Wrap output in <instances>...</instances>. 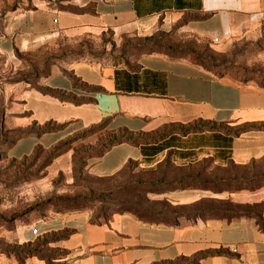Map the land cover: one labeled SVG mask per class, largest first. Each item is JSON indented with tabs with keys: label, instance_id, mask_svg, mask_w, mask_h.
I'll return each instance as SVG.
<instances>
[{
	"label": "crops",
	"instance_id": "obj_1",
	"mask_svg": "<svg viewBox=\"0 0 264 264\" xmlns=\"http://www.w3.org/2000/svg\"><path fill=\"white\" fill-rule=\"evenodd\" d=\"M1 5L12 6L0 22V53L12 65L19 64V54L47 53L67 40L109 32L142 35L161 22L216 45L253 39L264 29V0H0ZM40 85L82 103L12 84L4 117L8 130L59 128L17 139L6 150L10 160L28 159L37 149L51 152L101 126L112 137H153L210 122L223 129L117 144L89 159L85 171L110 180L132 164L147 182L250 180L254 189L156 193L154 200L181 210L177 224L148 222L129 212L96 223L88 209L58 212L44 206L15 218L7 236L20 246L39 243L36 251L43 257L18 262L0 256V264H264V129L227 132L264 127V86L219 78L199 64L163 54L143 55L130 65L81 60L53 66ZM73 154L68 149L54 159L49 176L69 173L73 183ZM226 205L248 207L253 215L211 214Z\"/></svg>",
	"mask_w": 264,
	"mask_h": 264
},
{
	"label": "rangeland",
	"instance_id": "obj_2",
	"mask_svg": "<svg viewBox=\"0 0 264 264\" xmlns=\"http://www.w3.org/2000/svg\"><path fill=\"white\" fill-rule=\"evenodd\" d=\"M10 8V5L0 6V22L5 11ZM147 54L187 59L201 65L215 76L220 70H225L224 77L241 83L264 86V29L256 38H244L216 45L181 33L177 25L165 26L161 22L153 30L142 35L134 33L115 36L109 32L99 37L67 40L43 54H19L20 62L15 65L9 64L0 53V256L19 261L25 257L28 250H36L39 243L26 248L7 238L15 225V218L32 210H42L44 206L54 210L64 208V199L67 198L97 197L104 200L105 203H101L98 199H91L89 206L95 215L102 212L111 215L130 207L140 213L162 212L172 217L181 213V210L153 199L156 193L166 190L165 185L157 184L154 188H148L149 191L145 188L120 191L125 185L158 183L147 182L132 166L110 180L93 178L86 173L87 161L96 158L112 138L103 132L102 126L84 131L61 145V151L70 149L74 153V182L71 184L69 173L49 176V168L54 161L49 159L51 152L42 151L23 161L10 160L6 155L7 147L17 136L16 131L8 130L4 122L10 104L8 92L12 84L23 82L37 90H46L40 85L41 77L50 72L53 66L81 60L130 65ZM81 166L82 171L79 170ZM115 192L116 195L111 196ZM220 208L252 212L248 207L236 208L226 205Z\"/></svg>",
	"mask_w": 264,
	"mask_h": 264
},
{
	"label": "trees",
	"instance_id": "obj_3",
	"mask_svg": "<svg viewBox=\"0 0 264 264\" xmlns=\"http://www.w3.org/2000/svg\"><path fill=\"white\" fill-rule=\"evenodd\" d=\"M197 64V63H195ZM222 69V68H221ZM220 70V69H219ZM225 70H220L219 74H217V76L219 78L224 77L225 75ZM262 86V85H261ZM41 92L43 94L46 95H50L52 97H55L57 99H59L62 102H72L75 104H80L82 103L81 101H78L68 95H66L65 93L62 92H57V91H52L49 89L46 90H41ZM59 127H53L50 124L42 127V128H30L28 130H24V131H16L17 136L15 137V139L11 142L10 145H12L17 139L24 137V136H28V135H41L44 133H48V132H52L54 130H57ZM222 128V126H217L216 124L210 123V122H206V123H198L194 126H190L189 128H170V129H166L163 132H161L158 135H155L153 137H139V136H134L131 134H121L119 136H113L111 138V140L108 142V144L104 147V149L97 155V157H100L101 155H103L106 151H108L111 147L117 145V144H121V143H131L134 145H139V144H144V143H154L157 141H160L164 138H166L167 136L173 134V133H183V134H188V133H195V132H202V131H212V130H217ZM223 129V128H222ZM260 129H264V127L262 126H246L243 127L239 130H227V132L229 134L232 135H237L239 133L242 132H246V131H250V130H260ZM94 130V129H91ZM10 145L7 147V149L10 147ZM42 152V149H37L35 152L36 154H39ZM65 151H61V146L57 147L56 149H54L53 151H51V154L49 156V159H56L57 157H59L60 155H62ZM132 166V164H129L128 168ZM79 170H83V166H81L79 168ZM157 184H161V185H165L166 186V190H175V189H186V188H190V187H195V188H202V189H214V190H228V191H239V190H244V189H254V187L252 186V182L250 180H218V181H203V180H196V179H190V178H184L181 180H175V181H171V182H158V183H150V184H133V185H125L124 187L120 188V191L123 189H129V190H136V189H147V191H149L150 187L154 188L155 185ZM116 192L111 194V196H115ZM93 199H98L97 197H92V198H86V197H74L71 199H64V203H65V207L58 209V212H77V211H81V210H91L93 211V209L89 206V203L92 201ZM99 200V199H98ZM101 203H105L104 200H99ZM127 204H133L132 202H126ZM165 204H168L167 202H164ZM125 204V202H124ZM120 205V204H118ZM169 205V204H168ZM229 206V205H228ZM169 207H172L171 205H169ZM173 208V207H172ZM177 209V208H174ZM124 212H129L134 214L137 218H139L140 220H144V221H148V222H154V223H165V224H177V217L179 215V213L175 214L174 217L162 213V212H152V213H147V212H143L140 213L139 211L134 210L133 208H129L126 209L124 211L121 212H114L113 214L109 215L106 214V212H102L99 215H94V222L99 223V222H108L113 215L118 214V213H124ZM211 214H215L217 216H221V217H241V216H252L253 212H236L234 211L232 208H228V209H224V208H219L218 210H212ZM200 215H204V213H200ZM26 248H30L32 247L31 245L29 246H24ZM39 255V257H43L41 254H38L36 250H28V252L25 254V257L23 259H20L18 262H23L27 257H31V256H36ZM177 264H191V263H187V262H180Z\"/></svg>",
	"mask_w": 264,
	"mask_h": 264
},
{
	"label": "built area",
	"instance_id": "obj_4",
	"mask_svg": "<svg viewBox=\"0 0 264 264\" xmlns=\"http://www.w3.org/2000/svg\"><path fill=\"white\" fill-rule=\"evenodd\" d=\"M34 233H37V231H36V230H34ZM234 252H236V249H234Z\"/></svg>",
	"mask_w": 264,
	"mask_h": 264
}]
</instances>
